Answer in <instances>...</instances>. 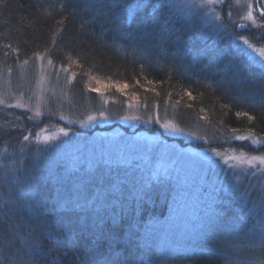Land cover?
Instances as JSON below:
<instances>
[{
    "label": "trees",
    "instance_id": "16d2710c",
    "mask_svg": "<svg viewBox=\"0 0 264 264\" xmlns=\"http://www.w3.org/2000/svg\"><path fill=\"white\" fill-rule=\"evenodd\" d=\"M173 11L166 0H6L0 5V63L45 54L53 63L64 65L72 58L79 65L72 84L77 97L88 89L81 78L83 70L90 69L121 84L116 94L127 98L131 94L139 103L158 107L167 103L181 120L185 111L219 131L264 136V68L236 49L230 37L200 31L195 20ZM89 89L93 95L95 90ZM12 162L11 173H0V195L10 191L7 185L31 179L47 207L39 215L25 208L8 222H0V264H20L28 252L24 237L29 235L42 241L32 256L33 264H102L106 257L113 264L228 263L225 251L206 247L172 257L155 249L142 251L129 236L130 226L138 233L146 217L161 213V207L131 198L123 201L129 211L119 223L102 213L101 224L94 210L61 208L55 199L59 186L46 179L47 171L55 168L65 178V195L80 194L89 200L99 194L116 197L120 181L131 176L119 165L94 162L74 167L65 158L48 154L34 161L26 153L0 158V165L6 167ZM115 211H120L118 205ZM100 231L116 240H97ZM59 241L66 246L58 247ZM209 243L217 248L227 245L217 238Z\"/></svg>",
    "mask_w": 264,
    "mask_h": 264
},
{
    "label": "rangeland",
    "instance_id": "374dc122",
    "mask_svg": "<svg viewBox=\"0 0 264 264\" xmlns=\"http://www.w3.org/2000/svg\"><path fill=\"white\" fill-rule=\"evenodd\" d=\"M166 2L174 13L195 20L200 31L230 37L236 49L264 68V58L253 51L264 49V0H194L187 7L186 0ZM78 70L72 58L60 65L45 54L13 64L0 63V158L26 153L27 159L34 161L48 154L65 158L71 166L73 158L78 157L80 165L88 166L92 155L125 150L121 163H105L131 173L120 181L116 197L128 203L143 196L149 206L161 207V213L146 217L138 233L154 221L169 218L175 181L164 174V169L177 166L180 170L192 164L206 184L214 183L219 189L216 208L222 216L212 238L226 240L227 245L213 247L209 239L192 245L190 250L206 247L225 251L228 263L224 264H264V245L258 232L253 231L264 214L260 208L264 202V163L259 159L264 157V136L219 131L185 111V120H181L178 111L167 103L158 107L139 103L131 94L128 98L116 94L121 84L90 69L83 70L81 80L95 93L84 89L83 97H77L72 84ZM101 112L105 116L101 117ZM14 163L8 167L1 164L0 173H11ZM234 187L247 193L245 201L232 195ZM246 216L252 220L246 221ZM170 223H178L177 218L172 217Z\"/></svg>",
    "mask_w": 264,
    "mask_h": 264
},
{
    "label": "snow or ice",
    "instance_id": "6c2138e0",
    "mask_svg": "<svg viewBox=\"0 0 264 264\" xmlns=\"http://www.w3.org/2000/svg\"><path fill=\"white\" fill-rule=\"evenodd\" d=\"M6 3V0H0V5ZM194 0H186V7L191 6ZM262 12H264V5H262ZM253 13L248 15L251 19ZM251 47V45H249ZM264 58V49H253ZM100 89H96L99 91ZM191 95V93H189ZM101 117L105 113L99 114ZM237 116H249L247 112H236ZM255 119V117H250ZM90 120L96 117H89ZM164 127L170 128L165 124ZM177 131V129H173ZM243 139V137H240ZM256 141H254L255 143ZM125 150L116 152H109L106 155L100 156L92 155L89 163L103 162V163H121ZM257 159V157H252ZM264 163V157L259 158ZM81 161L78 157L73 158V166L79 167ZM164 174L175 181L174 196L172 199L171 213L169 218L164 222L154 221L151 226L144 228L142 233H137L131 230L129 236L132 239L139 241V246L145 251L158 249L164 256L172 257L180 252L190 250L191 246L203 240H209L213 235V228L218 223L222 213L216 208L218 203L219 189L214 183H205V177L199 173L194 165L190 164L187 168L177 170V166L164 169ZM46 179L58 185L55 199L59 202L61 208L68 212L77 209L83 211L86 209L94 210L96 219L102 224L104 222L102 213L113 220V223H119L120 218L129 210L126 208L123 201L115 197L112 193L108 195L99 194L94 200H89L86 197L77 194L74 196L65 195L62 185L65 183V178L57 175L55 168L47 171ZM7 187L10 191L3 192L0 195V222H8L10 216L17 211H23L25 208L31 210L33 213L39 215L47 207L46 202L39 198L38 194L32 185L31 179L17 181L15 185L9 184ZM79 193V189H77ZM232 195L240 201H245L247 193L241 192L238 188H232ZM111 197V199H110ZM142 196L139 200H143ZM135 202V201H134ZM119 206L120 211L116 212V206ZM245 205L242 203L241 211H244ZM261 212L264 213V202H261ZM252 211H255L253 209ZM176 217L178 223L173 225L170 223L172 217ZM244 219L243 216L240 217ZM254 234L258 232L261 244L264 245V214L260 216L258 229H254ZM97 240L107 239L109 242H114L116 237L111 234L100 231ZM25 247L28 252L24 253L20 259V264H33L32 256H35L42 247V241L36 235H29L24 237ZM45 246V245H43ZM63 241H59L58 247H65ZM28 253H31L30 256ZM20 254H18V257ZM82 264H89L88 261H82ZM102 264H113L109 258H105ZM120 264H125L121 261Z\"/></svg>",
    "mask_w": 264,
    "mask_h": 264
}]
</instances>
